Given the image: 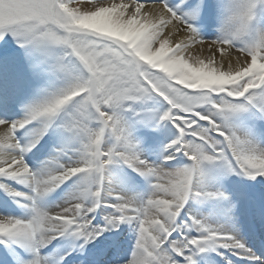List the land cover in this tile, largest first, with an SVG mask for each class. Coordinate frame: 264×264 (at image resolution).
Masks as SVG:
<instances>
[{"label":"snow or ice","instance_id":"6c2138e0","mask_svg":"<svg viewBox=\"0 0 264 264\" xmlns=\"http://www.w3.org/2000/svg\"><path fill=\"white\" fill-rule=\"evenodd\" d=\"M0 264H264V0H0Z\"/></svg>","mask_w":264,"mask_h":264}]
</instances>
